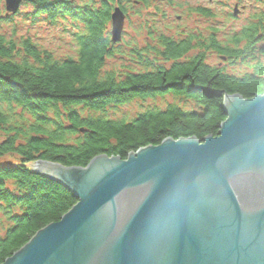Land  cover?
Masks as SVG:
<instances>
[{
  "label": "trees",
  "instance_id": "1",
  "mask_svg": "<svg viewBox=\"0 0 264 264\" xmlns=\"http://www.w3.org/2000/svg\"><path fill=\"white\" fill-rule=\"evenodd\" d=\"M150 3L34 0L32 22L44 17L52 25L68 19L78 24L73 33L76 58L56 59L30 38L8 37L2 24L9 25L13 19L0 17V160L9 155L20 158L19 164L0 165V216L7 224L0 222V264L77 203L61 184L34 172L35 162L86 167L97 156L125 160L168 138L202 141L217 136L226 120L225 96L264 95V13L252 16L225 42L215 30L207 37L187 34L178 39L152 32L151 42L130 50L131 59L144 70L124 75L104 71L107 61L121 54L110 32L114 8L127 13L135 6L148 8ZM211 52L222 59L220 65L208 63ZM167 94L193 107L172 103L130 122L83 117L78 110L104 112L109 106ZM15 107L20 109L18 115Z\"/></svg>",
  "mask_w": 264,
  "mask_h": 264
},
{
  "label": "water",
  "instance_id": "2",
  "mask_svg": "<svg viewBox=\"0 0 264 264\" xmlns=\"http://www.w3.org/2000/svg\"><path fill=\"white\" fill-rule=\"evenodd\" d=\"M16 14L23 1L5 0ZM111 36L122 41L115 8ZM217 136L34 171L77 203L3 264H264V95L225 96ZM10 164V163H9Z\"/></svg>",
  "mask_w": 264,
  "mask_h": 264
},
{
  "label": "rangeland",
  "instance_id": "3",
  "mask_svg": "<svg viewBox=\"0 0 264 264\" xmlns=\"http://www.w3.org/2000/svg\"><path fill=\"white\" fill-rule=\"evenodd\" d=\"M91 1L73 0L77 4H89ZM33 2L23 1L18 12L12 14L7 11L6 1L0 0V17L13 19L9 25L2 24V32L4 31L3 33L7 34L8 37H12L17 41L20 38H30L41 49L51 52L56 59L76 58L77 46L73 39V33L76 32L77 27L75 25L78 24L68 19L66 21L61 20L57 25H52L46 22L44 17H38L35 22H32ZM200 10L208 11L211 16L206 17L204 15L206 12L201 14ZM258 13H264V0H151L148 8L143 7L141 9L140 6H135L127 13L124 12L126 20L122 41L117 43L121 54L118 53L116 57L110 58L104 67V71L124 75L130 71L140 72L144 70L135 64L134 57L131 59L130 50L134 45L144 46L146 41L151 42L148 36L150 37L152 32L178 39L185 37L187 34H198L200 37H207L212 30H215L218 39L225 42L229 35L240 31L248 20ZM13 28L15 29L14 34ZM111 30L112 25L110 26V32ZM195 53L197 51L192 54ZM222 62V59L213 52L208 54V63L211 65H220ZM172 103L183 105L182 107L186 109L193 107V104L185 102V99L167 94L165 96L135 99L122 106H109L104 112L78 110L83 117L89 115L93 117L102 116L117 121L130 122L141 113L148 110L165 109ZM14 111H16V115L20 113V109L16 107ZM49 115L53 116V113H49ZM25 117L30 120L28 116ZM2 139L3 137L0 134V142ZM19 163L20 158L13 155L0 160V165ZM31 168L34 170V164L31 165ZM7 185L10 189L16 190L13 182H8ZM0 222L3 226L7 225L1 216Z\"/></svg>",
  "mask_w": 264,
  "mask_h": 264
},
{
  "label": "bare ground",
  "instance_id": "4",
  "mask_svg": "<svg viewBox=\"0 0 264 264\" xmlns=\"http://www.w3.org/2000/svg\"><path fill=\"white\" fill-rule=\"evenodd\" d=\"M117 8H120L121 9V7H117ZM122 10V9H121ZM122 12L124 13V11L122 10ZM125 20H126V18H125ZM111 21H112V18H111ZM111 25H112V22H111ZM124 27H125V25H124Z\"/></svg>",
  "mask_w": 264,
  "mask_h": 264
}]
</instances>
